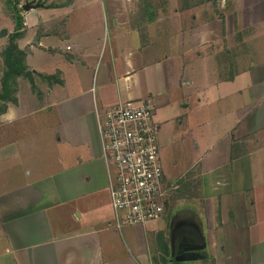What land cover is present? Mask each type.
Segmentation results:
<instances>
[{
	"label": "crops",
	"instance_id": "0c3cea01",
	"mask_svg": "<svg viewBox=\"0 0 264 264\" xmlns=\"http://www.w3.org/2000/svg\"><path fill=\"white\" fill-rule=\"evenodd\" d=\"M5 1L0 52L16 22ZM15 1L29 76L16 77V102L0 99V264H148L146 239L161 220L113 225L100 114L149 99L160 152L182 136L192 158L214 145L230 158L243 108H264V0L211 11L206 2ZM220 208L221 228L202 233L207 260L193 262L264 264V235L238 232ZM252 212L250 224H263L256 204Z\"/></svg>",
	"mask_w": 264,
	"mask_h": 264
},
{
	"label": "rangeland",
	"instance_id": "374dc122",
	"mask_svg": "<svg viewBox=\"0 0 264 264\" xmlns=\"http://www.w3.org/2000/svg\"><path fill=\"white\" fill-rule=\"evenodd\" d=\"M160 1L165 10L177 1L180 9L186 5L197 6L198 3L206 2L205 6L209 11L216 10L221 7L219 4L225 3V0ZM139 3H144V6L147 4L145 1ZM226 3L228 8H232L231 0H226ZM28 74L27 70L22 75L29 76ZM3 104L0 102V107ZM243 109L245 117L236 136H233L230 158H225L226 153L227 155L229 153L227 146L220 149L218 145L201 147L199 156L192 158L185 145H180L182 136L173 146L169 144L161 146L164 180L169 195L159 227L149 230L146 239L148 264H175L169 257L175 255L177 244L183 241L185 235L186 239L193 237L202 241V233L205 230L218 231L222 225L220 217L222 204L225 207L224 211H230L229 215L236 218V223L239 224L238 232L247 234L257 231L260 235H264V223L258 226L250 224L251 220L254 221L252 211L255 204L260 211L259 222L264 221V108ZM208 150L210 153H207ZM219 152L223 153L222 157ZM203 153L204 157H202ZM247 153H252L250 159L247 158ZM247 211L250 217H253L251 220L245 217ZM128 227L140 229L144 225H128ZM138 232L142 233L141 230ZM158 232H162L161 236ZM162 241L167 245L165 252L160 249ZM247 243L249 242L245 239L237 242L240 245ZM206 258H204L205 262ZM181 261V264H200L194 263L190 258Z\"/></svg>",
	"mask_w": 264,
	"mask_h": 264
},
{
	"label": "built area",
	"instance_id": "2783aa9c",
	"mask_svg": "<svg viewBox=\"0 0 264 264\" xmlns=\"http://www.w3.org/2000/svg\"><path fill=\"white\" fill-rule=\"evenodd\" d=\"M158 129L149 99L129 98L100 114L109 205L118 229L146 225L165 212L169 192Z\"/></svg>",
	"mask_w": 264,
	"mask_h": 264
},
{
	"label": "trees",
	"instance_id": "16d2710c",
	"mask_svg": "<svg viewBox=\"0 0 264 264\" xmlns=\"http://www.w3.org/2000/svg\"><path fill=\"white\" fill-rule=\"evenodd\" d=\"M10 3L14 14H15V26L13 31L8 34V42L6 46L0 52L3 61V70L0 77V99L4 101H13L16 102V96L14 95L16 91V77L26 73V65L24 63V52L19 50L16 46L15 40L20 35V28L23 25V19L19 12V8L16 6L15 0H6ZM5 105L3 106V108ZM161 236L162 232H158ZM191 238V237H190ZM194 242H200V240H195L191 238ZM160 249L162 251H167V245L162 241L160 242ZM208 256L205 249H198L193 258L195 259H204ZM171 261L175 264H181V260H177L174 256L169 257Z\"/></svg>",
	"mask_w": 264,
	"mask_h": 264
},
{
	"label": "flooded vegetation",
	"instance_id": "af4514ba",
	"mask_svg": "<svg viewBox=\"0 0 264 264\" xmlns=\"http://www.w3.org/2000/svg\"><path fill=\"white\" fill-rule=\"evenodd\" d=\"M189 235H191L189 233ZM199 240V239H198ZM203 242V240L200 242H194L193 240H191V238L189 237V239H186V235L184 236L183 238V241L179 242L177 244V247H176V253L174 255V258L176 257V255H182L184 257V259L186 258H190L192 259L193 255L195 254V252L198 250V249H203V248H198V249H185V247L191 245V244H198V243H201ZM176 259V258H175Z\"/></svg>",
	"mask_w": 264,
	"mask_h": 264
},
{
	"label": "water",
	"instance_id": "95a60500",
	"mask_svg": "<svg viewBox=\"0 0 264 264\" xmlns=\"http://www.w3.org/2000/svg\"><path fill=\"white\" fill-rule=\"evenodd\" d=\"M29 3H25L23 4L24 8H28L29 7ZM205 246L204 242L198 243V244H191L187 247H185V249H198V248H203ZM177 260H182L184 259V257L182 255H176L175 257ZM193 258V257H192Z\"/></svg>",
	"mask_w": 264,
	"mask_h": 264
}]
</instances>
